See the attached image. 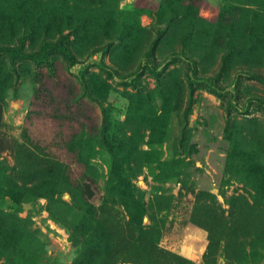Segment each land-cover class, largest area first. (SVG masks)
<instances>
[{"label":"rangeland","instance_id":"obj_1","mask_svg":"<svg viewBox=\"0 0 264 264\" xmlns=\"http://www.w3.org/2000/svg\"><path fill=\"white\" fill-rule=\"evenodd\" d=\"M0 264H264V0H0Z\"/></svg>","mask_w":264,"mask_h":264}]
</instances>
